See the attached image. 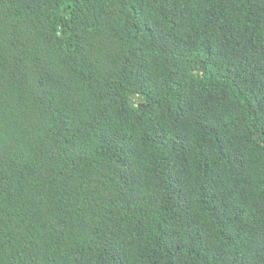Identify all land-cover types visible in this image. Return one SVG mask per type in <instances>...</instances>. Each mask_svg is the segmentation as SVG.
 <instances>
[{"label": "trees", "instance_id": "1", "mask_svg": "<svg viewBox=\"0 0 264 264\" xmlns=\"http://www.w3.org/2000/svg\"><path fill=\"white\" fill-rule=\"evenodd\" d=\"M0 264H264V0H0Z\"/></svg>", "mask_w": 264, "mask_h": 264}, {"label": "water", "instance_id": "2", "mask_svg": "<svg viewBox=\"0 0 264 264\" xmlns=\"http://www.w3.org/2000/svg\"><path fill=\"white\" fill-rule=\"evenodd\" d=\"M257 139V138H256Z\"/></svg>", "mask_w": 264, "mask_h": 264}]
</instances>
